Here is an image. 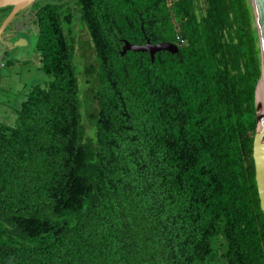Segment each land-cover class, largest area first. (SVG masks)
Listing matches in <instances>:
<instances>
[{
    "label": "trees",
    "instance_id": "16d2710c",
    "mask_svg": "<svg viewBox=\"0 0 264 264\" xmlns=\"http://www.w3.org/2000/svg\"><path fill=\"white\" fill-rule=\"evenodd\" d=\"M52 1L24 15L49 81L0 128V264H264L252 2L76 0L97 59L90 137L70 2ZM127 42L180 50L153 61Z\"/></svg>",
    "mask_w": 264,
    "mask_h": 264
},
{
    "label": "rangeland",
    "instance_id": "374dc122",
    "mask_svg": "<svg viewBox=\"0 0 264 264\" xmlns=\"http://www.w3.org/2000/svg\"><path fill=\"white\" fill-rule=\"evenodd\" d=\"M64 1L70 2L69 5L65 6L68 13L72 14V24L68 27L67 34L73 40L76 50L75 64L80 79L84 127L87 135L94 137L95 125L91 116L98 110V103L94 100L93 92L97 86V78L96 73L92 76L87 75V69L96 68L97 59L92 48L89 31L80 21V11L75 4L76 0ZM52 2L59 1L53 0ZM32 9L34 7L30 8L29 11ZM29 11L26 10L16 17L3 36L0 37V62L3 61L0 64V128L4 125H13L16 118L14 108L26 99V95L34 86H46L49 81V77L39 70L36 49L38 29L24 19V15L28 14ZM13 33L19 35L18 40H24L22 47L16 46V44L9 48L5 46L3 39Z\"/></svg>",
    "mask_w": 264,
    "mask_h": 264
},
{
    "label": "water",
    "instance_id": "95a60500",
    "mask_svg": "<svg viewBox=\"0 0 264 264\" xmlns=\"http://www.w3.org/2000/svg\"><path fill=\"white\" fill-rule=\"evenodd\" d=\"M42 1L46 0H0V9L12 8L10 15L0 27V37L3 36L4 32L19 14L36 6L37 3ZM250 1L253 6L262 53V77L256 90L257 130L254 138V161L256 167V182L264 213V0ZM22 43H24V40L20 39L17 40L14 45L16 44V46L22 47ZM179 50L180 47L172 43L153 45L148 42L144 46H135L127 42L123 48V54H127L129 51L149 52L152 56V60L154 61L156 54L159 52L168 51L176 54ZM262 89L263 91L261 92Z\"/></svg>",
    "mask_w": 264,
    "mask_h": 264
},
{
    "label": "flooded vegetation",
    "instance_id": "af4514ba",
    "mask_svg": "<svg viewBox=\"0 0 264 264\" xmlns=\"http://www.w3.org/2000/svg\"><path fill=\"white\" fill-rule=\"evenodd\" d=\"M17 30H18V33L20 35L19 28ZM19 35L16 33H13V34L9 35V37L7 36L5 39H3L5 46H7L8 48L10 46H12L14 44V42H16L20 38ZM13 39H14V41H13Z\"/></svg>",
    "mask_w": 264,
    "mask_h": 264
},
{
    "label": "bare ground",
    "instance_id": "6f19581e",
    "mask_svg": "<svg viewBox=\"0 0 264 264\" xmlns=\"http://www.w3.org/2000/svg\"><path fill=\"white\" fill-rule=\"evenodd\" d=\"M263 91V89L261 90V92ZM260 96H261V94H260Z\"/></svg>",
    "mask_w": 264,
    "mask_h": 264
}]
</instances>
